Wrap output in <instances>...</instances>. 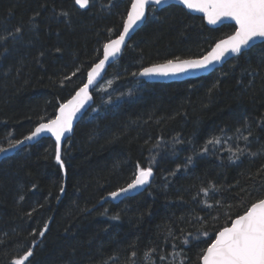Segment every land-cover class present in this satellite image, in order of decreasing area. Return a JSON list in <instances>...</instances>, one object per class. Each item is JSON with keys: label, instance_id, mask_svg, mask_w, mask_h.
Here are the masks:
<instances>
[{"label": "trees", "instance_id": "1", "mask_svg": "<svg viewBox=\"0 0 264 264\" xmlns=\"http://www.w3.org/2000/svg\"><path fill=\"white\" fill-rule=\"evenodd\" d=\"M132 1L90 0L80 10L74 0H0V147L56 117L121 33ZM234 31L210 28L179 6L151 9L63 144V164L51 138L0 162V264L30 247L26 264H201L207 242L264 199V44L199 79L136 76L168 59L200 58ZM245 123L248 141L236 132L247 136ZM213 137L221 143L208 144ZM237 146L246 150L235 160L227 149ZM149 166L145 192L104 201ZM213 184L220 190L200 191Z\"/></svg>", "mask_w": 264, "mask_h": 264}, {"label": "snow or ice", "instance_id": "2", "mask_svg": "<svg viewBox=\"0 0 264 264\" xmlns=\"http://www.w3.org/2000/svg\"><path fill=\"white\" fill-rule=\"evenodd\" d=\"M74 3L81 9H88L90 6V0H74ZM178 3L188 10L203 13L204 18L211 25L223 24L225 20L234 21V34L220 40L211 51L200 58L180 59L177 57L168 59L162 64L145 67L140 75L167 76L190 70L207 69L210 65L224 60L229 54H240L242 50L255 46L257 40L264 43V0H178ZM166 4L167 0H133L122 32L117 38L111 39L103 45V58L87 73V82L79 88L75 96L60 106L59 115L47 122L39 123L31 134L25 136L23 140L9 139L7 148L0 147V154L17 148L25 141L39 138L42 134H50L55 137V159L62 165L60 142L65 133L72 131V123L76 113L83 108L88 100L92 99L89 86L93 85L96 78L100 76L106 63H111L110 58H116L121 53L122 48L126 46V39L129 37L130 32L138 26L139 22L145 20L146 10ZM63 15H67V13H63ZM16 32H20V29L17 28ZM78 71L79 69H76L71 75L75 76ZM70 78V76H66L64 79ZM108 84L110 86L111 81H108ZM244 129L248 131L247 136L243 135V129L238 128L236 132L240 134L239 139L248 141L249 136L253 135L252 126L245 123ZM207 143L220 144L221 141L219 138L213 137ZM202 150L207 152V146H204ZM245 150V148L239 146L236 147L235 151L232 148L227 149L232 153L231 158L235 160H238ZM261 151H264V146H262ZM252 155H256V153H252ZM188 163H191V158H189ZM152 177L153 169L151 166L147 168L138 167V172L134 174L131 182L126 187L110 192L109 196L115 199L121 194L141 188L148 184ZM210 190L219 191L220 189L215 184L210 185L209 188L200 189L206 196ZM61 192H63V188H61ZM216 203L219 204L220 202L217 201ZM207 206L209 208L213 207L211 204ZM114 218L118 219L119 217ZM197 219L202 221L203 218L198 217ZM47 228L48 226L45 224L39 232L41 237L44 236ZM168 232L169 235H172L170 229ZM34 234L31 233V235ZM192 235V233H188L182 243L187 245L189 243L188 237ZM200 235L207 237L208 233L205 231ZM200 235H197L195 239L199 240ZM177 239H180V237H177ZM131 255L135 257L136 252H132ZM172 255L175 258L176 253L173 252ZM32 256L33 251L30 247L23 255L16 258L12 264H26ZM145 256L148 260H151V252L146 253ZM159 259L165 260L166 257L160 256ZM198 259L202 261V264H264V199L252 203L243 215H239L231 222V226H225L219 230L218 234L210 242H207V246L201 249ZM169 264H175V260L173 259ZM180 264H184V261L181 260Z\"/></svg>", "mask_w": 264, "mask_h": 264}, {"label": "water", "instance_id": "3", "mask_svg": "<svg viewBox=\"0 0 264 264\" xmlns=\"http://www.w3.org/2000/svg\"><path fill=\"white\" fill-rule=\"evenodd\" d=\"M169 6H179V7H182L188 13H190L192 15H196V16H199V17H203L204 18L203 13H199V12H195V11L188 10L186 7L180 5L178 3V0H167V4L166 5H163V6H154L153 8H150V9L146 10L145 20L142 21V22H139L138 26L134 27V29L130 32L129 37L126 39V46L122 48L121 53H119L116 58H110L111 63H106L104 70L100 73V76H98L96 78V80L94 81V84L93 85H90L89 86V93H90L92 99L91 100H88L84 104L83 108H81L80 111L76 113V115H75V117L73 119V123H72V131L71 132H68V133H65L64 138H62V140L60 142V152H61V148H62L63 144L65 143V141L67 139H69L74 134V131H75V128L77 127V125L81 122V120L92 109V107L94 105V96H93V93L96 92L100 88V86L104 82V80H105V78L107 76V73L109 72V70L111 69V67L114 66L117 62H119V60L122 58V56L124 55L125 51L130 46L133 38L136 36V34L138 33V31L144 26V24L146 23L147 19L149 18L151 9H156L158 11H161V10H163V9L169 7ZM77 7L80 10H87V9H81L78 5H77ZM130 10H131V6H130L129 11ZM204 20H205V23L207 24V26H209L210 28H213V29L220 28V27H222L224 25H233V26H235L234 21H231V20H225L223 24L218 23L216 25L209 24L207 22L206 18H204ZM125 21H126V19H125ZM224 39H226V38H224ZM261 44H264V43H262L261 41L257 40L255 46L261 45ZM255 46H253V47H255ZM214 47H215V45H214ZM253 47H251L249 49L242 50V52L240 54H235V53L229 54L224 60H222V61H220L218 63H215L213 65H210L207 69L190 70V71H187V72H184V73H180V74H176V75H167V76H163V75H152V76L140 75V73L143 71V69H142L137 74L136 80H138V81H144V82H147V83L169 84V83L185 82V81H188V80L199 79V78H202V77L209 76L213 72H215V71L223 68L228 62H230L231 60H233V59H235V58H237V57H239L241 55H243L247 51L251 50ZM102 58H103V53H102ZM149 67H151V66H149ZM86 82H87V80H86ZM75 94L73 96H75ZM72 97L70 99H72ZM57 115H59V110L57 112ZM44 138H51V139H53L55 141V137L51 136L50 134H42L39 138H34L32 141H25L24 144L18 146L17 148L12 149V150H9L6 153L0 154V162L3 161L6 158H9V157L15 155L22 148H25L27 146H32V145L37 144L38 142H40ZM153 178H154V173H153V177L150 179L149 183L146 184V185H144L143 187L138 188V189L133 190V191H129L128 193L121 194L119 197H117L115 199L112 198V197H110L108 195V196H106V198L104 199V201L105 202H112V203L117 204V203H120L121 201H123V200H125L127 198L135 197V196H137V195H139V194H141V193H143V192L146 191V189L151 185V182H152Z\"/></svg>", "mask_w": 264, "mask_h": 264}, {"label": "rangeland", "instance_id": "4", "mask_svg": "<svg viewBox=\"0 0 264 264\" xmlns=\"http://www.w3.org/2000/svg\"><path fill=\"white\" fill-rule=\"evenodd\" d=\"M107 83H102V85L100 86L99 90H103L106 87Z\"/></svg>", "mask_w": 264, "mask_h": 264}]
</instances>
